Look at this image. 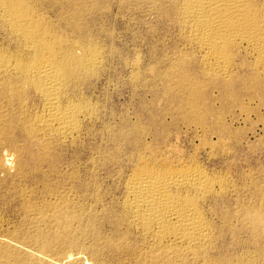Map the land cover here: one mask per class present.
I'll return each mask as SVG.
<instances>
[{"label":"bare ground","instance_id":"bare-ground-1","mask_svg":"<svg viewBox=\"0 0 264 264\" xmlns=\"http://www.w3.org/2000/svg\"><path fill=\"white\" fill-rule=\"evenodd\" d=\"M71 1H73L72 4H74L75 1ZM167 1H169L168 4H165L166 0L163 4L159 3L162 7V13L164 16L163 19L166 18L165 20L169 21L172 26L178 30L179 35L177 40L180 42L181 46L178 44V48H176V51L174 50L175 54H173V56L175 55V60L173 59L174 63L171 65V67L169 66V71H167V73L163 72L164 70L159 71V67L157 69V65L152 67V70L155 76L161 77L163 79H175L178 84L177 86H179L178 88L183 91V93H180H187L188 96H186V99H184L185 96H183V99L185 100L183 102L185 103V108L188 111L187 116L190 115L196 123L198 122L199 125L206 127L208 118L214 113L212 108L213 104L210 103L212 104L210 105L207 101L208 99L203 103L200 101L202 104H199L198 102V93L203 90L204 85L201 81L193 76L195 72H193L194 69L192 68V63H198L200 68L198 74H200L199 72L201 71V73L206 77L208 76L214 78L215 80H221L222 83L219 87L221 88L222 93H224V104H226L227 108L229 107V101L233 102L235 106L241 105L243 100L242 98L244 96H246V100L248 98L250 103H255V101L259 100L260 96L263 97L264 0ZM68 3L69 0H0V34H4L3 36H5L4 39L2 38V41L0 40V145L1 140L3 139L12 145L15 144L14 139L16 134L20 136V138L23 137L29 139V142L30 139L43 142L58 141L60 143L74 141L78 135H81L80 132L82 131L81 129L83 124L90 121L93 117V109L91 107L92 105L90 106L91 101L89 103L86 92H78V89H76L77 85L74 86L73 82L75 80L79 81L83 78H86L88 74L94 73L101 65H103V57L101 52L95 48L97 46L96 44V46L92 45L94 41L91 42L92 46L87 43L89 40H84V42L87 41L85 42L86 44L83 42V40L81 41L80 39L82 35L80 36V41H71L70 37L69 40L68 36L66 37L65 34L63 35L61 34L62 32H59L62 30L58 31L57 26L52 22L53 20L48 18L47 12L44 11V6H47V8H45L47 10L57 9L58 13L56 12V14L61 18V15L65 14L64 7L67 6ZM68 11H66V14H68ZM51 12L53 13L52 10ZM74 24L72 27L76 25ZM65 26H67V24ZM69 27L66 28L69 29ZM82 27L80 26L81 29ZM70 29L72 30L73 28ZM84 29L81 30V34H83V36L84 34L88 33ZM87 29L89 28L87 27ZM77 32L79 31L77 30ZM89 33L91 34L90 30ZM86 38L89 39V37ZM137 67L134 71L135 77H138L140 71ZM240 70L250 71V76H252L258 83L256 87H253L252 85L249 86V80L247 77H245L246 72L241 76L237 74V72ZM202 74L200 76H202ZM215 87L217 88V86ZM263 107L264 103L262 104V108ZM253 108L255 109V107ZM242 111V113H246L247 115L252 113V108L249 106H243ZM219 117H216L215 119L217 120ZM211 119L213 120L214 118ZM184 120L185 119L183 118L182 121ZM221 120L224 119L219 118V121H217L223 123ZM153 121L155 122V120ZM198 123L196 124L197 127ZM155 126H157L156 128L160 127H158V124ZM155 126H153L152 123L150 125L138 123L134 126H131L130 129H128L122 135V139L127 144V147H130L133 150L132 156L134 158L135 165L133 164V170L124 180L123 186H121L123 198L118 206L120 211L118 210V212H113L115 211L113 210V213L111 212V216L113 220H115V224H117L114 226L116 227L125 224L127 227L126 229H128L126 231H129V233L132 231V233L136 235V238L138 237L143 242L141 243L142 245L144 244L143 249L139 253L136 250L134 252V250L127 248L128 251L131 250V255L134 256L137 264H220L222 262H220V260L217 261V259L221 258H215V260L213 259V257H215L213 255V251H216L219 247H217L218 243L216 244L218 235L216 237L214 226L211 220L207 217L203 205L208 199L212 197L214 198L215 195L217 197V194L224 189V180L222 181V178L220 179L219 177L210 174L207 170L202 168L197 159L194 158L195 156L190 159L188 158L189 160L182 158V156H179L177 159H173L171 157L173 153L170 155L169 152H174V149L177 150V148H174L177 145L175 144L176 146H174L173 142L171 143L169 138L172 136L168 137V132H166L167 130L159 131L153 128ZM220 126L221 125L218 127ZM227 131H229V128ZM208 133L206 134L208 135ZM170 134L171 133H169V135ZM212 135L217 136L218 134L216 133ZM218 138H221L220 140L223 139L219 136ZM218 138L216 140L220 142ZM19 139L16 141L19 142ZM211 139L207 141L205 135L204 140H206L205 144L207 146L212 147L218 143L216 142L215 144L213 139ZM201 140H203V137H201ZM63 145H65V143ZM16 146H18L17 143ZM11 158L15 159V156ZM11 161L12 160H8L7 158L6 161L0 162L2 172L7 171L8 173L10 168L12 166L14 167ZM27 174L28 173H26V175ZM8 175L10 176V174ZM33 175H31V177ZM28 176L29 175L26 177ZM14 180L15 183H17L18 180L16 179V176ZM33 180L37 179L35 178ZM19 182H22V180ZM29 182L30 181H28V183ZM37 182H39V180ZM34 183L37 184L36 181ZM3 185L4 184H0V187ZM87 186L88 185L85 187ZM10 187L8 186V188ZM78 187H80V185ZM83 187L82 189L84 190ZM0 189L1 191L3 190L2 188ZM17 189H13V191H19ZM30 190L32 191L33 189ZM53 190L46 189L47 194H51L52 197L49 202H46L45 206L42 205L44 207H38L37 205L30 206L23 202L25 205V213L27 214L26 217H28L30 221L29 223L34 225L37 236L41 239L46 238L47 235V233L41 229V226L44 224L46 225V223L49 222H57L63 228L69 231L70 220L74 217L72 212H75L73 210L77 211L79 207L75 205L76 202L74 200L71 201L68 198L69 195L68 197L63 195L64 193L62 194V191L60 192L62 195H55V190ZM59 190H57V192ZM14 193L12 195H15ZM24 193L26 192H23V194ZM19 195H22V192ZM263 195H261V197ZM6 196L7 195H0V204L5 206L8 205V203H14L8 202L9 200L11 201V197L8 200ZM27 196L26 198H28ZM38 198L40 199L41 195ZM30 199L31 197L29 200ZM29 202L31 204L33 201L30 200ZM18 204L20 203L18 202ZM260 204L262 205H259V208H257L255 211H249L245 214L247 220L252 222V232L258 237L255 243L253 242L256 252L251 254H248L250 252L247 254L245 252L244 255H239L235 259L226 261L222 264H264V196L263 203ZM9 206L11 205L9 204ZM9 206L7 208H9ZM80 207L81 209L83 208L82 206ZM12 210L13 209L11 208V210L8 211ZM14 212L12 211L11 213L16 214ZM76 213L77 212H75V214ZM3 220L0 216V249L3 247L7 248L5 249L4 255H2V253L0 254V264H6L1 262L2 258L4 260L12 258L16 264H23V260L18 255L12 253V249L18 246V242L15 241L10 245L7 242V236L9 237L11 235L14 237L15 233L12 231L11 233L9 230L5 229V226L7 225L6 223L4 225ZM30 230L31 229H29V231ZM22 233L19 232V234ZM22 235L20 237H22ZM100 236L97 235V239H100ZM121 237L124 239L123 235ZM101 239L103 240V238ZM136 240L138 241V239ZM95 242L98 241L96 240ZM38 243L40 244V242ZM119 244L120 243H118V245ZM25 245L26 244L24 243V246ZM102 246L105 245L103 244ZM110 247L112 248L113 246ZM137 247L139 248V246ZM221 247L220 250H222ZM48 248L50 247H46L41 251V260L43 264H47L49 262L47 258L48 256L46 254ZM96 249H94L95 251L93 254L97 259H99L101 258L100 255L102 254L100 253L102 251L99 252V250ZM120 251L122 250L120 249ZM81 253L74 252L73 254L72 252V254H64L63 251L59 252L58 256H60L61 261L77 264L82 262L83 254L81 255ZM105 255L103 254V256ZM31 256L33 257V254ZM235 256L237 255L235 254ZM26 260L29 262L28 259ZM104 260L106 259L104 258Z\"/></svg>","mask_w":264,"mask_h":264},{"label":"rangeland","instance_id":"rangeland-1","mask_svg":"<svg viewBox=\"0 0 264 264\" xmlns=\"http://www.w3.org/2000/svg\"><path fill=\"white\" fill-rule=\"evenodd\" d=\"M74 1V4H72L73 1L69 0L68 5L65 6L67 10L64 7L65 14L66 11L69 10L67 12L68 14H62L63 16L61 15V18L56 14V12L58 13L57 9L47 10L45 9L47 6H44V11L47 12L48 18L53 20L52 22L57 26L58 31L62 30L59 31L60 33L62 32L61 34H65L66 37L68 36V39L70 37L71 41L83 40L84 42V40H89L88 42H85L90 45L91 42L94 41L92 45L96 44L97 46L95 45L96 47H93L101 52L103 65L99 67L100 69L98 68L94 73L88 74L86 77L87 79L83 78L79 81L75 80L73 82L74 86L77 85L76 89H78V92H86L89 103L91 101L90 106L92 105L93 117L90 121L84 123L85 125L83 124L81 129L82 131L80 132L81 135H78L74 141H68L70 143L64 142L65 145H63L64 143H60L58 141H51V143L30 139L29 142V139L23 137L20 138L17 134L14 139L15 144L13 145L8 143L5 139L1 140L0 162H4L8 158V160H12V165H14V167L12 166L10 168L8 173L7 171L2 172L0 167V184H4L0 188L5 191H1L0 189V195H7L6 198L8 200L11 197V201L9 200L8 202H14L8 203V205H5L6 207L0 204V216L2 220L5 219L3 220L4 225L5 223L7 225L5 226V229L15 233L14 237L11 235V237L7 236V242L9 245L13 244L15 241L18 242V246L12 249V253L18 255L23 260V264H43L41 260V251L46 247H50L48 248V251L50 252L47 251L46 253L49 264H72L61 261L58 253L63 251L64 254H72V252L73 254L74 252L81 253L83 249L81 253V255L83 254L82 262L77 264H87V262L88 264H137V261H135L136 259H134V256L131 255V250H134V252L136 250L139 253L143 249L144 244H141L143 242L138 237L136 238V235H134L132 231H130L132 235L129 231L127 232L126 230L128 229H126L127 227L125 224L116 226V228L114 225L117 224H115V220H113L111 215L113 212H118V210L120 211L118 206L123 198L121 186H123L124 180L130 175V172L133 170L135 165L134 158L132 156L133 150L132 148L127 147V144L122 139V135L130 129L131 126L138 123L144 125H150L152 123L153 126L158 124V127L160 126L159 128H156L157 126L153 128L159 131L167 130L166 132H168V137L172 136L170 137L172 139L169 138V140H171V143L173 142L174 146L177 145L174 147L177 148V150L174 149V152L176 153L169 152L170 155L171 153L177 155H175V157L172 154L171 157L173 159H177L179 156H182V158L189 160L195 156L194 158L197 159L202 168L207 170L210 174L215 175L220 179L222 178V181L224 180V189L217 194V197L215 195L214 198L212 197L204 203L205 206L203 205L207 217L211 220L214 226L216 237L218 235L216 244L218 243L217 247H219L216 250L217 252L213 251L214 254H212L215 256L213 259L223 258L222 261L221 259H217V261L220 260V262L224 263L235 259L239 255H244L245 252L246 254L248 252H250L248 254L256 252L253 242L255 243L258 237L252 232V222L247 220L245 214L249 211H255L259 208V205H262L260 203H263L264 107L262 108V104L264 103V95L263 97L260 96L259 100L255 101V103H250L248 98L246 100V96L242 98L243 100L241 105L235 106L233 102L229 101L228 106L230 108H227L226 104H224V93H222V90L219 87L222 83L221 80H215L214 78L208 76L206 77L201 73V71L199 72L200 74H198L200 69L198 63L191 62L192 68L194 69L193 72H195L193 76L204 85L203 90L198 93V102L199 104H202L208 99L207 101L209 104H213L210 105H212L214 110L212 116H210L207 120V128L199 125L198 122L197 127V123L192 119V117L190 115L187 116L188 111L185 108V103L183 102L185 101L184 99L187 98L186 96H188L187 93H180H183V91L178 88L179 86H177L178 84L175 79H163L155 76L152 70V67L157 65V69L159 67V71L164 70L163 72L167 73V71H169V66L171 67L174 63L175 55L173 56V54H175L178 44L181 46L180 42L177 40L179 35L178 30L175 29L169 21L165 20L166 18L163 19L164 16L160 4H163L165 0ZM168 2L169 1L166 0L165 4H168ZM66 24L67 26H65ZM73 24L75 25L74 27H72ZM79 25L81 27L83 26L82 29L85 28L84 30L88 32V35L84 34L83 36V34H81L82 29ZM66 27H69V29ZM87 27L89 29H87ZM70 28L73 29L71 30ZM77 30L79 32H77ZM89 30L91 34L89 33ZM3 35L4 34H0L1 41L5 37ZM86 37H89V39ZM155 57L156 60L159 61H156ZM136 67L140 70L138 77H135L134 73ZM245 72V77L249 80V86L252 85L253 87H256L258 83L252 76H250L251 74L249 70H240L237 74L241 76L245 74ZM201 74L202 76H200ZM215 86H217V88ZM183 96H185L184 99ZM243 106L251 107L252 113L247 115L246 113H242ZM253 107H255V109ZM218 115L222 117H219ZM216 117H219L220 119L223 118L224 120H221L223 123L218 122L219 118H217V121L215 119ZM183 118L185 119L184 121H182ZM211 118L214 119L212 120ZM153 120H155V122ZM219 125L222 127H218ZM228 128L229 131H227ZM208 132L212 134L217 133L218 135H214V137ZM169 133L171 134L169 135ZM206 133H208L209 136ZM205 135L207 141L212 138L215 144L218 142V140H216L218 136L222 137L224 140H220L221 138H218L220 142L216 144L217 146L215 145L210 147L205 144ZM201 137H203V140H201ZM18 139L19 142H17ZM16 143L18 146H16ZM13 156H15L16 160L11 158ZM26 173H28L27 175H29L30 178L29 176L26 177ZM8 174H10V176ZM31 175L34 177H31ZM15 176L18 180H16L17 183H15L14 180ZM32 178H36L37 180H33ZM21 180L22 182H19ZM38 180L39 182H37ZM28 181L30 182L28 183ZM35 181L37 184L34 183ZM86 182L90 183L87 184ZM20 184L27 188H24ZM77 185H80V187L81 185L82 187L84 185V190L82 187L80 189ZM86 185L88 186L85 187ZM8 186L11 187L8 188ZM53 188L55 190V195H60L61 193H64L63 195H66L67 197L69 195L68 198L71 201L74 200L76 203H73L79 207L77 211L73 210L77 212L76 214L75 212H72L74 217L70 220L69 231L57 222H49L50 224L46 223V225L44 224L41 226V229L47 233L46 238L41 239L37 236L34 225L29 223L30 221L28 217H26L27 214L25 213V205L23 202L30 206L37 205L38 207H44L46 202H49L52 197L51 194H47L46 189L53 190ZM13 189H17L19 191H13ZM30 189H35V192ZM40 189L43 190L41 191ZM56 189L59 191L57 192ZM12 192H15L14 194L16 196L12 195ZM21 192L22 195H19ZM23 192L26 193L23 194ZM40 195L41 198H43H40L41 200L38 198ZM261 195L263 196L261 197ZM26 196L28 198H26ZM29 196L31 197L30 200L33 201L31 204L29 202ZM18 202L20 204H18ZM9 204L12 207L9 206ZM83 204H86L87 206ZM8 206L9 208H7ZM80 206L83 208L81 209ZM11 208L16 214H12V211H8L11 210ZM5 210L8 213H6ZM29 229L31 230L29 231ZM19 232H23V235L19 234ZM21 235L22 237H20ZM97 235H101L100 237L103 238V240L105 238L104 241H107L106 243L109 245L101 238L97 239ZM122 235L124 236V239L121 237ZM136 239H138V241ZM96 240L99 243L95 242ZM38 242H40L41 246ZM24 243L26 244V247L24 246ZM118 243L120 244L118 245ZM103 244L105 246H102ZM110 246L113 247L111 248ZM137 246H139L140 249ZM220 247L222 250H220ZM6 248H1L0 254L2 253V255H4ZM113 248L116 249L114 250ZM127 248L131 250L128 251ZM94 249L99 250V252L106 251V255L104 252H101V258L97 259L93 254L95 251ZM120 249L122 251H120ZM32 254L33 257L31 256ZM103 254L108 257L103 256ZM235 254L237 256H235ZM217 255L221 256L218 257ZM230 255L235 257H231ZM104 258L106 260H104ZM226 258L229 259L227 260ZM26 259H28L29 262H27ZM1 262L6 264H16L12 258L6 260L2 258Z\"/></svg>","mask_w":264,"mask_h":264}]
</instances>
